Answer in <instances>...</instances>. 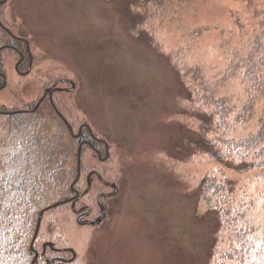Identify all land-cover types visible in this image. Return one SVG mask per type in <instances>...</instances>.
<instances>
[{
	"label": "rangeland",
	"instance_id": "obj_1",
	"mask_svg": "<svg viewBox=\"0 0 264 264\" xmlns=\"http://www.w3.org/2000/svg\"><path fill=\"white\" fill-rule=\"evenodd\" d=\"M142 9L141 0H8L0 11L9 30L31 45L39 69L17 96L19 59L6 57L0 103H34L58 84L73 117L108 148V159L85 154L97 170L81 176L90 191L73 206L76 217L57 214L78 264H205L215 230L201 218L200 184L220 171L185 145L197 122L180 101L187 93L177 68L202 65L220 79L252 37L251 13L235 0H195L162 23L135 27ZM152 24L155 48L140 37ZM240 91L238 81L226 89ZM103 167H110L105 175ZM227 174L264 224V185L254 173Z\"/></svg>",
	"mask_w": 264,
	"mask_h": 264
},
{
	"label": "trees",
	"instance_id": "obj_2",
	"mask_svg": "<svg viewBox=\"0 0 264 264\" xmlns=\"http://www.w3.org/2000/svg\"><path fill=\"white\" fill-rule=\"evenodd\" d=\"M141 1L145 9L134 13L135 27L162 23L195 0ZM235 1L251 13L253 33L247 46L234 52L223 76L211 79L202 65L177 68L187 93L180 101L197 122L194 140L185 145L191 144V157L208 159L220 171L208 172L200 184L201 218L215 223L205 264H264V224L252 218L253 201L243 198L238 182L227 174L254 173L264 185V0ZM237 23L244 28L241 16ZM155 31L152 24L140 34L154 48ZM9 55L19 59L21 79L12 89L17 94L39 69L31 45L9 30L0 12V92L8 83ZM233 81L241 86L238 95L226 92ZM52 89V97L42 93L34 103L20 98L11 106L0 103V264H78L57 214L76 217L73 206L90 191L81 176L97 170L85 163V154L95 148L107 157L108 151L101 137L73 117L58 84ZM109 171L103 167L101 173Z\"/></svg>",
	"mask_w": 264,
	"mask_h": 264
},
{
	"label": "flooded vegetation",
	"instance_id": "obj_3",
	"mask_svg": "<svg viewBox=\"0 0 264 264\" xmlns=\"http://www.w3.org/2000/svg\"><path fill=\"white\" fill-rule=\"evenodd\" d=\"M52 95H53V90H48L47 92H46V94H45V97H43V98H47V97H52ZM88 130H89V132L91 133V134H93V136H94V133L91 131V129L90 128H88ZM93 150L95 151L94 153L98 156V157H101L102 156V154L98 151V150H96L95 148H93ZM107 151H108V148H107ZM108 157V156H107ZM106 157V159H108ZM106 159H103V158H101V160H103V161H106Z\"/></svg>",
	"mask_w": 264,
	"mask_h": 264
},
{
	"label": "water",
	"instance_id": "obj_4",
	"mask_svg": "<svg viewBox=\"0 0 264 264\" xmlns=\"http://www.w3.org/2000/svg\"><path fill=\"white\" fill-rule=\"evenodd\" d=\"M8 0H5V1H3L2 3L4 4V3H6Z\"/></svg>",
	"mask_w": 264,
	"mask_h": 264
}]
</instances>
